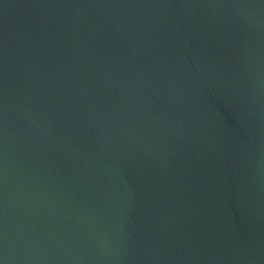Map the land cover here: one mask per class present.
I'll list each match as a JSON object with an SVG mask.
<instances>
[{
	"label": "water",
	"instance_id": "1",
	"mask_svg": "<svg viewBox=\"0 0 264 264\" xmlns=\"http://www.w3.org/2000/svg\"><path fill=\"white\" fill-rule=\"evenodd\" d=\"M0 160L4 264H264V8L0 0Z\"/></svg>",
	"mask_w": 264,
	"mask_h": 264
},
{
	"label": "rangeland",
	"instance_id": "2",
	"mask_svg": "<svg viewBox=\"0 0 264 264\" xmlns=\"http://www.w3.org/2000/svg\"><path fill=\"white\" fill-rule=\"evenodd\" d=\"M258 7L264 8L262 0H255ZM10 167V166H9ZM12 168L0 160V234L5 236L13 227L17 217L22 213L24 183L21 181L18 171L15 174V182L12 176Z\"/></svg>",
	"mask_w": 264,
	"mask_h": 264
},
{
	"label": "snow or ice",
	"instance_id": "3",
	"mask_svg": "<svg viewBox=\"0 0 264 264\" xmlns=\"http://www.w3.org/2000/svg\"><path fill=\"white\" fill-rule=\"evenodd\" d=\"M262 2H264V0H262ZM0 264H4V261L3 260H0Z\"/></svg>",
	"mask_w": 264,
	"mask_h": 264
}]
</instances>
